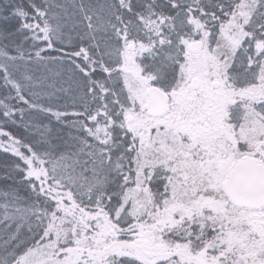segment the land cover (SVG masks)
<instances>
[{
    "label": "snow or ice",
    "instance_id": "snow-or-ice-1",
    "mask_svg": "<svg viewBox=\"0 0 264 264\" xmlns=\"http://www.w3.org/2000/svg\"><path fill=\"white\" fill-rule=\"evenodd\" d=\"M0 264H264V0H0Z\"/></svg>",
    "mask_w": 264,
    "mask_h": 264
}]
</instances>
